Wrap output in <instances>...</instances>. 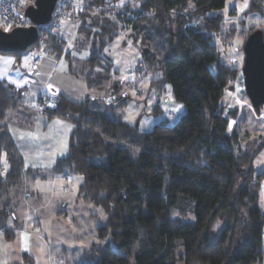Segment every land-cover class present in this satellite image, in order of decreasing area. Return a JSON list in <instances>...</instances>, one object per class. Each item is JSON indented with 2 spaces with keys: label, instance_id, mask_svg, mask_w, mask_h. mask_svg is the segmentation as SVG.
Segmentation results:
<instances>
[{
  "label": "trees",
  "instance_id": "16d2710c",
  "mask_svg": "<svg viewBox=\"0 0 264 264\" xmlns=\"http://www.w3.org/2000/svg\"><path fill=\"white\" fill-rule=\"evenodd\" d=\"M78 1L83 5L75 14L80 29L90 37L91 28L85 25L91 20L90 27L99 29L94 40L112 42L115 23L91 22L98 11L106 14L108 6L122 0ZM132 1L140 15L126 24L132 25L141 62L161 73L158 88L169 85L185 114L174 126L161 122L139 133L136 126L95 110L98 96L74 103L58 95L55 103L41 110L48 121L62 120L73 127L67 154L51 172L82 177L79 200L100 207L106 215L105 224L97 229V238L105 242L92 248L82 264H260L264 212L259 192L264 170L256 172L253 164L264 150V136L251 154L236 149L235 132L227 134L235 109H228L225 117L221 101L241 78L242 63L237 66L235 59L226 65L219 57L223 51L212 43V34L220 33L222 19L205 16L221 9L225 0ZM260 1L250 0L247 12L259 10ZM33 4L30 0L26 8ZM258 29L251 27L243 44ZM234 32L220 35L224 45ZM65 46L55 33L40 29L37 42L26 51L35 47L61 57ZM238 51L243 52V45ZM100 59L91 51L85 62L88 90L101 92L113 78ZM110 87L116 94L118 87ZM21 95L0 82V232L7 241L15 237L8 223L13 221L18 229L10 194L30 172L2 124L6 113L22 104ZM250 107L258 116L264 109ZM154 110L160 111L158 106ZM22 257L29 264V257Z\"/></svg>",
  "mask_w": 264,
  "mask_h": 264
},
{
  "label": "rangeland",
  "instance_id": "374dc122",
  "mask_svg": "<svg viewBox=\"0 0 264 264\" xmlns=\"http://www.w3.org/2000/svg\"><path fill=\"white\" fill-rule=\"evenodd\" d=\"M249 2L225 0L221 9L205 15L220 16L222 19L221 31L212 34V43L217 50L226 52L223 56L226 65L235 59L238 61L237 66L242 63L243 52L238 49L242 47L251 27L260 28L264 35V0L259 2V10L254 12H247ZM104 11L106 14L98 11V18H94L91 23L104 25L105 21H109L116 24V36L110 43L102 44L99 39L94 40L93 33L99 29L90 27L91 20H87L85 25L91 28L88 30L90 37L85 30L80 29L83 34L81 38L73 39L75 32L72 31L78 27L75 18L64 20L53 32L59 37L64 34V29L70 33L64 37L67 43L61 54L59 72H66L69 66L77 74L80 73V64L93 51L95 55L101 56L102 67L107 68V73L113 77L103 91L88 90V97L83 98L80 94L74 96V100L79 102L100 97L93 107L95 110L128 126H136L139 133L151 131L155 124L161 122L174 126L185 114V110L183 106L180 112L173 110L177 103L173 100L170 86L158 88L156 82L161 73L149 70L142 64L138 43L132 36V25L126 24L138 19V5L132 0H122L119 5L108 6ZM232 29L235 30L234 37L228 45H224L220 35L224 36ZM67 54L71 56L69 61L64 60ZM57 73L51 81L62 84L69 96L73 94L74 88L81 89L83 86L81 77L72 79L75 83L72 84L69 80L66 83L67 77ZM43 80L34 76V80L21 95V114L15 112V121L34 122L32 115L36 117L41 108L49 106L47 101L39 102L38 99L42 97L38 91ZM110 86L118 87L116 94H113ZM47 87L46 91L49 90ZM243 90L241 80L237 78L232 93H227L221 104L224 106L225 117H228V109H235V117L228 119L227 134L232 136L235 132L236 149L252 154L258 148L260 137L264 136V109L259 116L255 114L242 94ZM156 106L160 111L154 110ZM45 165L44 170H33L25 174L20 186L11 191V209L18 221V231L13 241H7L0 234V264H25L20 255L23 247L29 257V264H82L88 260L87 255L92 248L102 246L105 242L97 238V229L106 222L103 210L83 203L78 198L82 177H62L51 172V163L45 162ZM253 166L256 172L264 170V150L256 156ZM262 194L263 191V199ZM260 208L264 212L263 200H260ZM192 220V217L187 219L190 222Z\"/></svg>",
  "mask_w": 264,
  "mask_h": 264
},
{
  "label": "crops",
  "instance_id": "0c3cea01",
  "mask_svg": "<svg viewBox=\"0 0 264 264\" xmlns=\"http://www.w3.org/2000/svg\"><path fill=\"white\" fill-rule=\"evenodd\" d=\"M70 18H75V23H77L78 25V27H74L72 31L75 32L73 39H79L81 38L80 36L83 35L80 32L81 30L79 22L76 19L75 15ZM63 32L64 34L61 37H59L58 35L57 36L65 41V43H67L64 37L65 35L70 33H68L65 29ZM88 58L89 57L82 61L83 63L80 64V73L77 74L71 69V67L69 68V66H67L66 72H59L58 69L60 66L59 62L61 60V57H56L55 54H53L51 57H43L39 64L37 66H34L32 64L30 50L18 56L0 53V82L12 87L14 90L21 91L23 92L22 94H24V91L27 90L28 86L34 80L35 76L38 79H44L38 91L39 95L42 96L40 97L42 98V102L45 100L49 103V105H51L52 103H55L58 95H61L65 99L74 103L83 102L82 100H78L79 102H76L73 97L80 94H82L81 97L83 98L88 97V95L86 94L88 88L85 81V77L88 74V68L86 67L85 62ZM64 60L69 61L70 59L65 58ZM55 73L65 78L67 77L66 83L67 80H69V82H71L72 84H75L72 79L77 76L81 77L83 79V86H81V89L80 87L79 89L74 88L72 91L73 94L69 96L62 84L51 81ZM47 86L49 87L48 91H46L45 89ZM22 105L23 103L19 105L18 108L9 110L6 113L5 119L2 124L10 135L17 149V152L21 156L25 170H28L30 172L33 170H44L46 167L45 162L51 163V169L58 159L64 157L67 154L69 136L73 127L62 120L53 119L48 121L41 113V110L43 108H41L36 117L32 115L34 122L33 120L32 122L29 121L25 123L17 122L15 121V119H17L15 112L20 113V106ZM176 109V111L180 112L182 110V106L176 104ZM68 177L69 176H67L66 178ZM262 191L263 199L261 197ZM260 200H263L264 202V181L261 184V189L259 192V207ZM8 226L12 228L14 232L18 231V229H14L13 221H10L8 223ZM18 233L20 234V232ZM0 234L2 233L0 232ZM262 251L263 258L260 264H264V229L262 231ZM20 253L21 259L23 261L22 254H26L24 252V247L21 248Z\"/></svg>",
  "mask_w": 264,
  "mask_h": 264
},
{
  "label": "water",
  "instance_id": "95a60500",
  "mask_svg": "<svg viewBox=\"0 0 264 264\" xmlns=\"http://www.w3.org/2000/svg\"><path fill=\"white\" fill-rule=\"evenodd\" d=\"M56 2L34 0V4L24 10V17L32 24L30 27L10 31L0 29V53L24 52L32 47L38 39V27L48 24ZM225 55V52L219 53V57ZM241 76L250 105L254 108L264 106V39L259 29L251 33L243 44Z\"/></svg>",
  "mask_w": 264,
  "mask_h": 264
},
{
  "label": "built area",
  "instance_id": "2783aa9c",
  "mask_svg": "<svg viewBox=\"0 0 264 264\" xmlns=\"http://www.w3.org/2000/svg\"><path fill=\"white\" fill-rule=\"evenodd\" d=\"M29 1L0 0V27L7 30L30 27L32 25L31 22L23 14ZM82 8L83 5L78 0H57L50 21L48 24L38 27V32L40 29H46L50 33H53L64 20L77 14ZM45 54V50L35 47L30 49L32 64L37 66Z\"/></svg>",
  "mask_w": 264,
  "mask_h": 264
},
{
  "label": "snow or ice",
  "instance_id": "6c2138e0",
  "mask_svg": "<svg viewBox=\"0 0 264 264\" xmlns=\"http://www.w3.org/2000/svg\"><path fill=\"white\" fill-rule=\"evenodd\" d=\"M246 6V5H245ZM173 110H177V109H173Z\"/></svg>",
  "mask_w": 264,
  "mask_h": 264
}]
</instances>
